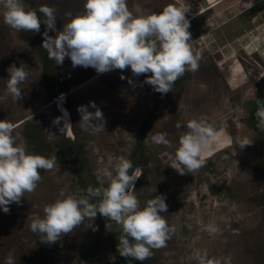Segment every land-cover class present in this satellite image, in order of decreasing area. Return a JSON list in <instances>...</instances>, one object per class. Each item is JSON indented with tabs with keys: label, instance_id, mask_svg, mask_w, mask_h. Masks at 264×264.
Instances as JSON below:
<instances>
[{
	"label": "rangeland",
	"instance_id": "374dc122",
	"mask_svg": "<svg viewBox=\"0 0 264 264\" xmlns=\"http://www.w3.org/2000/svg\"><path fill=\"white\" fill-rule=\"evenodd\" d=\"M22 3L26 10L54 7L60 30L65 13L81 12L85 0ZM169 4L189 7V45L200 59L199 70L186 71L167 94L143 83L151 73L137 77L128 68L101 74L73 67L69 58L57 65L42 48L46 25L39 33L11 29L0 6V120L17 125L18 143L29 153L57 158L51 171L39 170L42 179L34 192L10 204L8 213L0 208V264L9 254L15 264H141L119 254L121 229L99 213L55 243L42 242L30 230L61 191L86 196L120 157L132 162L130 174L140 173L133 193L141 207L162 195L168 210L161 215L175 228L166 246L153 249L143 264H197L196 250L218 264H264V131L252 116L254 100L264 94V0H127L137 16ZM12 64L29 72L17 102L6 89ZM90 101L105 118L99 132L79 124L78 106L96 110ZM56 104L63 106V116ZM193 119H203L214 136L203 153L204 165L181 175L169 166L166 153L175 152L187 130L177 124ZM157 133H166L172 147L154 144ZM244 138L253 142L241 149ZM210 226L218 231L212 233Z\"/></svg>",
	"mask_w": 264,
	"mask_h": 264
},
{
	"label": "clouds",
	"instance_id": "9594fccd",
	"mask_svg": "<svg viewBox=\"0 0 264 264\" xmlns=\"http://www.w3.org/2000/svg\"><path fill=\"white\" fill-rule=\"evenodd\" d=\"M0 6L4 9L3 22L11 29L39 33L41 24L46 25L42 48L48 59L57 65L69 58L73 67H92L101 74L128 68L137 77L151 73L143 83L161 94L171 91L175 81L186 71L199 70L200 57L194 55L189 45L187 6L169 4L158 13L137 16L129 10L127 0H85L81 12L65 13L60 30L56 28L54 7L42 5L38 10H26L22 0H0ZM50 31H55L56 36L49 35ZM7 71L10 78L6 89L17 102L23 98L19 85L28 78L29 72L15 64ZM256 104L257 128L264 131V100L257 99ZM89 105L96 109L95 112L88 111V105L78 106L79 124L86 131L99 132L105 128L103 112L94 101ZM57 106L63 116V106ZM66 126L70 128L71 124ZM16 127L13 122L0 120V208L5 213L10 211V204L19 203L25 193L36 190L42 179L39 170L51 171L57 159L29 153L22 142L18 143L20 133L15 132ZM65 127L60 130L62 133ZM177 128L187 130L181 131L175 152L166 153L171 161L169 166L181 175L198 171L204 165L203 153L214 132L203 119L190 120L186 125L178 123ZM152 141L172 147L166 133H157ZM252 142L244 138L238 145L243 149ZM132 168L130 160L120 157L111 170L105 169L102 177H98L99 187L87 188L86 196L77 197L61 191V198L44 206L43 218L33 220L30 230L39 234L42 242L55 243L62 234L67 235L85 220L93 221L99 213L121 229L119 254L143 264L151 257L153 249L166 246L175 228L161 215L168 210L162 195L149 199L141 207L133 193L135 181L141 176L138 171L130 174ZM210 231L215 233L218 229L210 226ZM192 259L197 264H218L206 251L196 250ZM4 264H15L11 254Z\"/></svg>",
	"mask_w": 264,
	"mask_h": 264
},
{
	"label": "trees",
	"instance_id": "16d2710c",
	"mask_svg": "<svg viewBox=\"0 0 264 264\" xmlns=\"http://www.w3.org/2000/svg\"><path fill=\"white\" fill-rule=\"evenodd\" d=\"M257 99H261V100H264V94L263 93H258V95H257V97H256V99L254 100V102H253V115L252 116H255V111H256V109H257V104H256V100Z\"/></svg>",
	"mask_w": 264,
	"mask_h": 264
}]
</instances>
